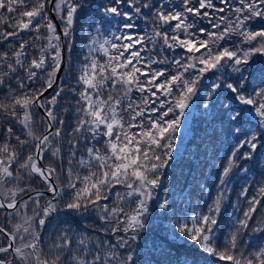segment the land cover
<instances>
[{
	"label": "snow or ice",
	"instance_id": "snow-or-ice-1",
	"mask_svg": "<svg viewBox=\"0 0 264 264\" xmlns=\"http://www.w3.org/2000/svg\"><path fill=\"white\" fill-rule=\"evenodd\" d=\"M257 56L264 0H0V264H153L139 243L153 202L195 252L264 264V170L248 177V164L264 161ZM223 90L228 103L216 110ZM195 102L238 139L217 161L212 203L189 198L178 211L159 194ZM234 174L248 182L229 214ZM65 213L97 223L45 230ZM177 252L161 249L156 264H201Z\"/></svg>",
	"mask_w": 264,
	"mask_h": 264
},
{
	"label": "trees",
	"instance_id": "trees-1",
	"mask_svg": "<svg viewBox=\"0 0 264 264\" xmlns=\"http://www.w3.org/2000/svg\"><path fill=\"white\" fill-rule=\"evenodd\" d=\"M89 3H92V0H89ZM91 18L90 12L82 13L80 22L76 25V41L71 54L73 64L79 63L84 54L81 50L87 37L81 34L80 29L83 26L82 22ZM67 56L68 53L66 51V58ZM251 67L253 70V83H255V81L264 77V57H255ZM64 72L65 69L62 74ZM72 79L74 82L75 74H73ZM203 83L207 86L210 84V80H205ZM226 95V90H223L221 95L217 98L216 110L219 109L220 105L228 103L225 98ZM198 103L199 102L193 103L194 112L189 110L188 116L191 119L189 121L190 123H187L189 126L187 124L184 125V131L181 132L176 141L178 147L174 151V159L170 162V166L166 170L164 187L159 194L162 200L166 198L169 201H174L178 211L182 210L184 201L189 198H191L192 204H196L198 201L201 205L204 203H212V199L216 197L218 193L217 184L220 165L217 161L221 158H226L230 149L235 146L238 139L236 132L230 128L227 122L221 123L220 120L213 122L211 116L205 117L203 113L198 110ZM209 111H214V109H209ZM36 119L39 121L38 116ZM188 120L187 117V121ZM251 126L252 125L248 122H244L242 126L235 125L234 127L247 129ZM33 131L37 135L41 134L40 130L33 129ZM186 131H189L191 134L187 135ZM45 163H52L50 154H46ZM248 168V177L259 179V173L264 170V161L255 167L250 162ZM57 170L59 171V168H57ZM81 174H86V170H82ZM248 177H243L239 174L233 175L232 193L228 203L225 205L229 214L232 212V205L238 203L236 199L237 194L248 182ZM169 185H171L170 189ZM33 187L39 188V182L34 183ZM249 194H251V190ZM239 203L242 205V201ZM152 208L153 211L148 218L147 228L142 233V239L139 242L140 249L143 252L142 260L146 261L152 258L153 264H156V261L161 258V249H163L165 251L171 250L173 256L178 254L177 250H179L181 257L186 253L197 255L201 259V264H218L216 258L197 253L194 251V245L185 244V241L172 236L171 233L167 231L170 227V220L156 208L155 202H153ZM229 214L224 215L221 221V227H223L224 222L230 221L231 216ZM65 216L67 219H65ZM172 219L174 220V218ZM16 222L17 221H13V223ZM56 223L61 225L72 223L73 227H80L82 229L86 225L92 226L96 224L97 220L90 217L85 221L72 213H65L61 214L58 218L54 217L52 223L49 224L45 230H49L52 225ZM165 238L167 239L165 240ZM261 239L264 240V237H261ZM181 245H183V247H180ZM219 264H223V262H219Z\"/></svg>",
	"mask_w": 264,
	"mask_h": 264
},
{
	"label": "rangeland",
	"instance_id": "rangeland-1",
	"mask_svg": "<svg viewBox=\"0 0 264 264\" xmlns=\"http://www.w3.org/2000/svg\"><path fill=\"white\" fill-rule=\"evenodd\" d=\"M190 111L194 112L193 104L191 105ZM190 111H189V112H190ZM188 119H189V120L187 121V123L189 124V123H190L189 121L191 120V119L189 118V116H188ZM187 123H186V124H187ZM186 124H184V125H186ZM188 124H187V125H188ZM188 126H189V125H188ZM188 126H186V127H188ZM186 134L188 135V134H191V133H190L189 131H186ZM186 195H187V193H186ZM187 201H188V200L184 201L183 206L187 203Z\"/></svg>",
	"mask_w": 264,
	"mask_h": 264
},
{
	"label": "water",
	"instance_id": "water-1",
	"mask_svg": "<svg viewBox=\"0 0 264 264\" xmlns=\"http://www.w3.org/2000/svg\"><path fill=\"white\" fill-rule=\"evenodd\" d=\"M64 55H65V58H66V51H65ZM63 71H64V68L61 69V74H62ZM58 82H59V81H58ZM47 94H48V93H46L45 95H47ZM188 113H189V112H188ZM186 123H187V120L184 121V124H186Z\"/></svg>",
	"mask_w": 264,
	"mask_h": 264
}]
</instances>
